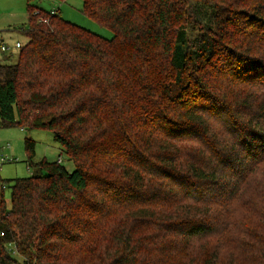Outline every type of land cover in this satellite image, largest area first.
Instances as JSON below:
<instances>
[{
    "label": "trees",
    "instance_id": "trees-1",
    "mask_svg": "<svg viewBox=\"0 0 264 264\" xmlns=\"http://www.w3.org/2000/svg\"><path fill=\"white\" fill-rule=\"evenodd\" d=\"M82 1L113 39L27 0L0 61V128L75 165L0 176V264H264V0Z\"/></svg>",
    "mask_w": 264,
    "mask_h": 264
},
{
    "label": "rangeland",
    "instance_id": "rangeland-1",
    "mask_svg": "<svg viewBox=\"0 0 264 264\" xmlns=\"http://www.w3.org/2000/svg\"><path fill=\"white\" fill-rule=\"evenodd\" d=\"M33 3L45 10H59L60 17L72 22L98 36L111 40L114 32L83 13L82 0H66L65 2L54 0H33ZM28 27L27 0H0V47L6 43L10 50L3 52L0 48V61L7 59L9 63L17 62L19 50L14 46L16 42L23 45L28 42L24 33L11 30L13 28ZM26 139L35 140L34 165L30 168L27 164ZM0 141L2 142L0 156H4L6 163L0 168V176L4 180L16 178H27L33 174H46V171L36 164L46 159L49 162H57L58 158L63 159V165L69 172L75 171V165L69 161L61 146L55 141L52 131L47 129L24 130L19 127L0 128ZM5 199L8 208L11 205L10 190H6ZM18 261H22L19 255H14Z\"/></svg>",
    "mask_w": 264,
    "mask_h": 264
},
{
    "label": "built area",
    "instance_id": "built-area-1",
    "mask_svg": "<svg viewBox=\"0 0 264 264\" xmlns=\"http://www.w3.org/2000/svg\"><path fill=\"white\" fill-rule=\"evenodd\" d=\"M41 1V0H40ZM46 1H50V2H52V1H54V0H46ZM59 12V10H51V13L52 14H55L56 12ZM40 13V10H36V14H39ZM21 46H23L21 43H17V45H16V47L19 49ZM1 48V50L3 51V52H7L8 50H10V47L8 46V45H6V44H2V46L0 47ZM1 145H2V142L0 141V149H1ZM7 161H6V159L4 158V156L2 157V156H0V168H2L1 166L2 165H4L5 163H6ZM58 162L59 163H61L62 162V159L60 158L59 160H58Z\"/></svg>",
    "mask_w": 264,
    "mask_h": 264
},
{
    "label": "crops",
    "instance_id": "crops-1",
    "mask_svg": "<svg viewBox=\"0 0 264 264\" xmlns=\"http://www.w3.org/2000/svg\"><path fill=\"white\" fill-rule=\"evenodd\" d=\"M58 9L60 10V8H58ZM17 43H21V42H16V44H15V46H14L17 50H19V49L16 47ZM2 44H6V43H2ZM2 44H1V45H2ZM21 44H22V43H21ZM22 45H23V44H22ZM59 159H60V158H58V160H59ZM58 160H57V161H58Z\"/></svg>",
    "mask_w": 264,
    "mask_h": 264
}]
</instances>
